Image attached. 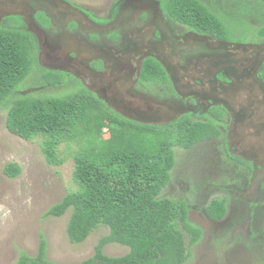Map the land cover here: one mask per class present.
I'll return each mask as SVG.
<instances>
[{"label": "trees", "instance_id": "1", "mask_svg": "<svg viewBox=\"0 0 264 264\" xmlns=\"http://www.w3.org/2000/svg\"><path fill=\"white\" fill-rule=\"evenodd\" d=\"M166 14L198 32L224 39L264 41V0H160ZM226 3V4H225ZM228 7L262 20L259 26L229 15ZM244 13V12H243ZM260 16V17H259ZM0 26V109H7L6 125L14 134L31 140L41 137L47 161L60 165V146L74 145L73 180L76 187L45 212L60 217L70 210L67 234L79 244L103 224L109 233L95 247L94 255L77 264H185L190 246L202 230L188 218L187 202L164 194L177 162L176 148L189 149L218 135L213 120L183 114L168 124L142 123L114 111L94 92L75 80L58 93L22 92L32 71L41 69L36 40L19 16ZM37 64V66H36ZM155 59H147L143 72L149 79L169 82ZM49 84L63 80L59 71H43ZM260 75L264 79V65ZM45 83V82H44ZM106 129V130H105ZM5 173L15 177L19 164L11 162ZM214 218L227 211L225 201L214 199L207 208ZM129 247L110 256L107 243ZM15 264H59L47 257L46 240L30 255L21 250Z\"/></svg>", "mask_w": 264, "mask_h": 264}, {"label": "flooded vegetation", "instance_id": "2", "mask_svg": "<svg viewBox=\"0 0 264 264\" xmlns=\"http://www.w3.org/2000/svg\"><path fill=\"white\" fill-rule=\"evenodd\" d=\"M20 3L22 0L0 3V26H9L8 18L19 16L23 26L35 37L37 55L34 57L41 69L32 71L22 85V92L62 89L77 80L120 114L127 106L128 114L136 112L132 104L139 98L150 97L164 103L169 116L164 120L154 117L158 123L152 124H168L183 114L215 121L220 133L195 144L201 148L212 144L213 161L203 160L201 178L214 181L196 182L201 198L194 205L180 197L187 202L189 220L202 230L195 244L211 238H230L229 233L236 229L245 240L259 243L264 253V158L242 154L232 136L236 124L253 119L258 125L264 124V112L255 99L239 93L233 96L239 86L232 85L233 79L227 77L222 66L214 64L227 58L229 52H240L234 49L236 43L264 45V41L224 39L198 32L166 14L160 0H111L99 7L65 0L53 7V17L42 10L35 13L36 22L46 30L37 35L29 29L26 16L12 14L21 7ZM238 55L255 58L258 54L248 50ZM150 58L167 72L169 82L145 75L143 68ZM263 65L264 62L258 77L264 82L260 75ZM168 69L179 80L178 88ZM46 70L62 72L64 79L49 84L43 74ZM243 106L247 107L245 118L239 117L236 110ZM128 119L150 123L133 117ZM187 190L192 191V187L187 186ZM218 198L225 201L227 211L214 218L207 208ZM198 207L202 212L194 220L191 210L196 211Z\"/></svg>", "mask_w": 264, "mask_h": 264}, {"label": "rangeland", "instance_id": "3", "mask_svg": "<svg viewBox=\"0 0 264 264\" xmlns=\"http://www.w3.org/2000/svg\"><path fill=\"white\" fill-rule=\"evenodd\" d=\"M74 1L82 5L99 7L111 0ZM227 10H231L229 15L236 21L243 16L245 22L250 17V22L256 27L262 21L251 16L259 15L258 11L246 12L234 7L232 9L228 7ZM46 91L58 93L62 89ZM6 118L7 109L1 108L0 264H15L21 250L36 255L42 238L46 240L47 257L59 264H77L94 255L99 240L109 233L106 225H98L84 242L76 244L70 241L67 234L70 210L60 217L45 215L48 208L76 187L72 176L75 164L73 151L76 146L74 143L70 147L62 144L60 154L64 162L52 165L42 150L41 137L26 140L12 133L7 128ZM232 136L237 140V149L242 154L264 157V130L257 131L251 123L236 124L233 126ZM211 148L212 144L205 148L197 145L189 149L176 148L177 162L172 171L171 182L163 193L176 198L183 197L191 205L199 202L201 192L195 184L200 179L202 181L205 163L203 160L213 161L211 158L214 157V153ZM11 162L21 167V172L15 177L8 176L4 171L5 166ZM209 163L206 165L208 169ZM211 181L214 180L208 178L202 183L207 184ZM187 186L192 187V191H185ZM191 211L194 220L202 212L201 207ZM229 235L230 238L223 236V240L211 238L190 246L191 255L185 264H264V253L259 243L252 242L251 239L245 240L242 233L236 229ZM128 250V246L116 242L107 243L104 247V252L110 256H120Z\"/></svg>", "mask_w": 264, "mask_h": 264}, {"label": "water", "instance_id": "4", "mask_svg": "<svg viewBox=\"0 0 264 264\" xmlns=\"http://www.w3.org/2000/svg\"><path fill=\"white\" fill-rule=\"evenodd\" d=\"M2 1L5 0H0V3H2ZM62 2H65V0H22V4L20 3L21 7L14 10L12 14H20L26 16L29 29H31L34 33L38 35L39 31L46 32V30L39 23L36 22L35 13L39 10H42L46 12L49 16L53 17L54 15L53 7L60 6V3ZM234 49L239 50L240 52L253 50L256 51L258 55L255 58L254 57L247 58L248 56L242 58L240 57V55H238L240 54V52L238 51L236 53L229 52V54H227L226 56L227 58H225L222 61L216 60L214 64L221 65L227 77L233 79L232 85L239 86L237 90H234L233 96L236 97V95L239 93V95L255 99L256 102H258L256 104L259 106L261 105L263 109L262 112H264V82L261 78L258 77V70L264 62V45L250 44V43H246V44L236 43ZM200 53L204 55V53L202 52ZM205 55L207 54L205 53ZM168 71L175 87L178 88L179 80L176 78L175 74L170 69H168ZM107 102L111 104V101L107 100ZM132 105L133 107H136L135 109L136 112H133L132 114L130 113L128 114V106L125 107L124 109L125 111H122V114L127 118L133 117L138 121L158 123L153 120L154 117H159L164 120L169 116L166 113L165 104L157 101H153V99H151L150 97L148 98L146 97L143 99L139 98ZM155 105L161 106L159 107L160 109L159 108H158L159 110L156 109ZM236 110H238L239 117L241 116L242 118H245L246 116H248L246 106H243L241 108H236ZM177 111L179 112V109ZM151 112H154V115ZM160 112H162L163 114L157 116L155 115L156 113H160ZM147 115L151 117H148ZM251 116L252 115H250V117ZM167 120L169 121V119ZM245 123H251L253 127L254 126L256 127L257 131L264 130V124L261 125L256 124L257 122L255 121V119L249 120V122L246 121Z\"/></svg>", "mask_w": 264, "mask_h": 264}]
</instances>
